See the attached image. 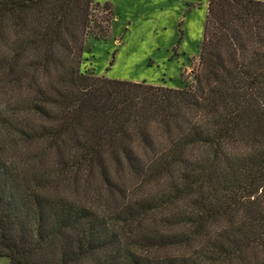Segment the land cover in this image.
I'll return each instance as SVG.
<instances>
[{
    "label": "trees",
    "instance_id": "16d2710c",
    "mask_svg": "<svg viewBox=\"0 0 264 264\" xmlns=\"http://www.w3.org/2000/svg\"><path fill=\"white\" fill-rule=\"evenodd\" d=\"M111 15L94 0H0V257L264 264V1L209 0L180 88L82 69ZM17 138L36 155L11 157Z\"/></svg>",
    "mask_w": 264,
    "mask_h": 264
},
{
    "label": "rangeland",
    "instance_id": "374dc122",
    "mask_svg": "<svg viewBox=\"0 0 264 264\" xmlns=\"http://www.w3.org/2000/svg\"><path fill=\"white\" fill-rule=\"evenodd\" d=\"M94 1L110 7L112 21L106 38H95V34L90 33L83 54L82 69L85 72L175 88L194 82L209 0ZM9 95L0 98L4 106L8 104L4 103L9 100ZM15 141L8 143L11 157L25 160L36 155L39 144L18 138ZM28 163L30 166L34 162L29 159ZM125 182L132 186L136 179L126 176ZM61 187L69 197L75 196L66 185ZM155 189L154 186L149 189L150 193ZM0 264H10V261L0 257Z\"/></svg>",
    "mask_w": 264,
    "mask_h": 264
}]
</instances>
